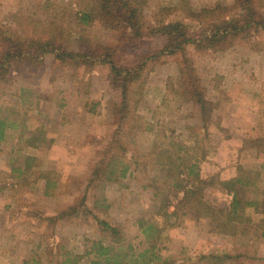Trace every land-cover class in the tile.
I'll use <instances>...</instances> for the list:
<instances>
[{
  "label": "rangeland",
  "instance_id": "1",
  "mask_svg": "<svg viewBox=\"0 0 264 264\" xmlns=\"http://www.w3.org/2000/svg\"><path fill=\"white\" fill-rule=\"evenodd\" d=\"M218 4L233 11L234 0H146L142 9L147 22L180 19L195 27L182 8ZM93 5L94 0H0V31L24 40L53 35L57 43L89 59L97 53V43L113 46L118 36L97 17L90 16L85 25L79 22L81 12ZM169 42V36L160 35L136 39L121 52L142 57ZM186 49L213 105L211 120L202 127L199 107L180 102L174 93L179 52L147 59L136 113L152 130L134 132L123 152L128 171L113 183L91 176L116 128L113 107L120 101V89L109 76V66L100 61L62 65L51 53L35 64L10 66L0 82L1 113L4 106L16 104L19 87L31 89L32 100L39 103L37 122L44 140L27 147L16 139L17 129L8 128L0 142V264H60L61 249L83 253L92 240L108 237L97 219L119 227L138 248L146 244L138 220L154 221L163 228L156 252L178 264L212 253L229 256L205 263L264 264V213L247 206L240 211L237 231L227 234L182 203L184 191L174 193L149 157L155 145L181 142L203 155V177L223 180L244 172L253 184L238 187L241 197H264V31L224 51H199L191 45ZM47 178L54 185L45 189ZM184 187L190 188L186 180ZM166 195V216L156 214ZM203 196L211 205L229 209L232 194L219 183L207 186ZM70 206L78 211L69 215Z\"/></svg>",
  "mask_w": 264,
  "mask_h": 264
},
{
  "label": "trees",
  "instance_id": "2",
  "mask_svg": "<svg viewBox=\"0 0 264 264\" xmlns=\"http://www.w3.org/2000/svg\"><path fill=\"white\" fill-rule=\"evenodd\" d=\"M146 0H94L90 9L81 12L77 17L81 24H86L90 16L105 20L118 34L113 46L96 44L97 53L87 59L86 53L80 54L68 49L62 43H57L55 36L45 39L30 38L28 40L13 37L7 31H0V82L3 81L13 63L35 64L43 55L51 53L62 65L74 67L92 66L95 62H103L109 66L110 78L120 89V101L113 107L115 130L113 138L104 151V156L94 164L92 179L97 178L106 183L117 182L128 171L129 164L123 161V152L127 144L133 140L135 131L152 130L151 124L145 122L137 113L138 97L141 94L143 80L141 72L147 59L163 54L179 52L178 81L174 93L180 102L191 103L199 107L202 127L211 120L213 105L205 97V89L199 83V76L194 68L193 60L187 55V47L196 50L224 51L236 43L248 41L251 35L264 31V0H234V8L229 12L224 6H202L197 10L183 7L185 17L196 21L195 27L180 19L169 21L155 20L147 22L143 14V4ZM88 10V11H87ZM60 34L61 30L58 31ZM169 36L171 42L151 55H131L121 52L122 47L136 39L153 36ZM81 40L83 36L80 37ZM123 56V57H122ZM16 104L3 109L0 106V142L6 138L8 128L17 129L16 139L24 146L38 147L44 140L42 124L37 122L39 103L32 100L31 89L19 87L14 93ZM36 115V116H35ZM38 115V117H37ZM153 146L149 153L155 161L157 170H161L174 193L183 190L182 203L189 204L198 216L210 219L214 226L227 234H234L247 206L257 207L264 213V197L260 200H246L241 197L238 187H249L253 180L244 172L229 179H219L217 175L203 177L200 173V163L203 155H199L194 147L181 142L167 141L163 145ZM240 171V169H239ZM179 175H182L180 177ZM185 180L190 188L185 189ZM219 183L228 193L232 194L229 209L215 207L205 201L203 191L207 186ZM54 183L47 178L45 189ZM172 191V192H173ZM68 214L77 212L75 206H70ZM169 208L167 195L158 206L156 214L166 216ZM100 228H105L108 237L92 240L83 253H73L61 249L60 264H178L169 257L162 258L156 252V244L162 240L163 228L154 221L140 219L137 222L140 232L145 238V246L138 248L128 242L119 227L106 220L97 219ZM224 253L200 255L196 261L187 260L182 264H208L205 259H221L228 257ZM25 264H37L33 260Z\"/></svg>",
  "mask_w": 264,
  "mask_h": 264
}]
</instances>
